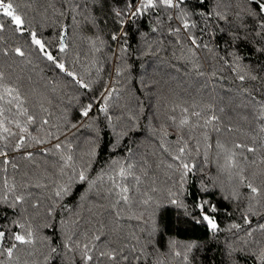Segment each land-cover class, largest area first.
Returning a JSON list of instances; mask_svg holds the SVG:
<instances>
[{
    "label": "snow or ice",
    "instance_id": "snow-or-ice-1",
    "mask_svg": "<svg viewBox=\"0 0 264 264\" xmlns=\"http://www.w3.org/2000/svg\"><path fill=\"white\" fill-rule=\"evenodd\" d=\"M0 14V264H264V0Z\"/></svg>",
    "mask_w": 264,
    "mask_h": 264
},
{
    "label": "trees",
    "instance_id": "trees-1",
    "mask_svg": "<svg viewBox=\"0 0 264 264\" xmlns=\"http://www.w3.org/2000/svg\"><path fill=\"white\" fill-rule=\"evenodd\" d=\"M7 2V0H6ZM15 2V0H14ZM0 16H2V14H0ZM182 89H184L186 92H191L194 91V89H192L187 82H185L182 86ZM133 88L137 89V95L140 96V98L142 100H144L145 104L150 103L149 99L147 97H144L141 93H139L138 85H133ZM144 121H141V126L143 127ZM139 138H144L145 139V147H143L141 149V151H151V141L150 138L148 137V134L146 131L142 132ZM175 210H173L172 212V224L174 226L173 228V233L176 235V237L180 240H184V239H189V238H197V239H204V233L201 231V229H199L198 227H190L188 225H180L178 227H175ZM167 233L161 237V248L163 249L164 247V243L165 240L167 238ZM215 249V254L213 256V252L212 250ZM205 262L207 264V261L209 259H212L215 261V264H220L221 262V254H220V250L219 248H217V246L215 244H213L211 246L210 249L207 250L206 255L204 256Z\"/></svg>",
    "mask_w": 264,
    "mask_h": 264
}]
</instances>
